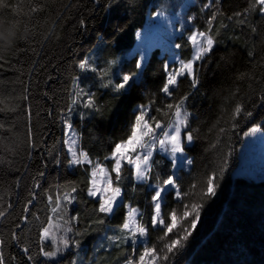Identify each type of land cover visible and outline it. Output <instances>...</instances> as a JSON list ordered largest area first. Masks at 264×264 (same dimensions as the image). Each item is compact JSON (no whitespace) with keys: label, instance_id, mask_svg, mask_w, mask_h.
<instances>
[{"label":"trees","instance_id":"16d2710c","mask_svg":"<svg viewBox=\"0 0 264 264\" xmlns=\"http://www.w3.org/2000/svg\"><path fill=\"white\" fill-rule=\"evenodd\" d=\"M181 1V0H180ZM44 11L33 14L31 20L21 19L15 52H5L0 61V239L5 241L0 251L6 264H70L75 253L83 252L89 264H125L129 256L127 244L113 245L109 250L96 245L112 230H116L127 213L126 205L137 207L147 222L151 214L152 189L146 183L135 182L126 175L123 185V205L109 217L105 224H93L100 218L94 213L97 201L87 196L88 173L85 167L69 168L68 155L63 145V120L75 93L76 77L81 86L96 95L99 111L81 119L79 108L73 127L80 134V146L93 159L103 161L114 141L123 137L140 104L154 99V107H163L169 98L160 92L164 83L165 56L158 48L152 49L137 81L117 93L111 88L100 87L95 73L82 74L78 62L90 55L97 57L101 68L108 61H115L109 73L118 81L117 74L138 72L136 56L125 58L135 43V33L142 29L147 13L159 10L156 0H39ZM207 0H193L186 8L191 17L190 26L176 36L179 59L192 55L187 36L190 31L207 27L206 21L215 8L203 9ZM179 3H174L176 10ZM249 0H221L222 15L213 27L219 28L218 45L200 69V83L191 87L188 78H182L173 99L188 94L186 108L192 115L190 127L196 139L186 148L192 159L188 172L181 171L182 191H191L190 185H202L208 174L218 175L217 194L213 197L192 195L177 200L166 195L164 211L181 209L187 202L202 203L200 220L184 246L171 257L169 264H264V179L253 180L234 176L236 153L244 132L253 124L264 127V16L252 11L247 24L238 18L229 20L234 12L243 11ZM13 14L5 12L0 21H15ZM243 19V17L239 18ZM221 23L227 27H221ZM256 26L258 34L250 28ZM25 27L28 31L25 32ZM252 51L253 57L248 53ZM93 52L92 54H90ZM90 54V55H89ZM122 57L119 63L118 58ZM25 97H27L25 99ZM242 102L247 117L242 113L236 120L231 111ZM154 115H158L153 112ZM79 116V117H78ZM168 123L167 117H159ZM236 123L238 127L232 128ZM220 128L225 132L221 133ZM35 145L29 146V141ZM215 144L216 147H212ZM30 153V155H29ZM59 159L60 163L56 160ZM153 167L154 184L157 174L164 178L171 172V162L161 155ZM225 160L227 163L225 164ZM221 166L224 167L222 175ZM44 175L40 176L39 173ZM39 181V187H34ZM78 185L79 202L69 206L68 215L79 214L74 229L82 233L76 237L80 247L68 249L57 261H47L39 255L40 229L51 215L48 195ZM199 188L197 189V192ZM32 204L25 205L32 199ZM11 205V207H8ZM27 217V221L23 217ZM17 225H19L17 227ZM15 232L18 240H12ZM160 229L151 230L149 245L157 243ZM72 234H70L71 236ZM50 247V245H45ZM29 248L25 254L23 249ZM32 255L34 261L27 259Z\"/></svg>","mask_w":264,"mask_h":264},{"label":"snow or ice","instance_id":"6c2138e0","mask_svg":"<svg viewBox=\"0 0 264 264\" xmlns=\"http://www.w3.org/2000/svg\"><path fill=\"white\" fill-rule=\"evenodd\" d=\"M221 0H207L203 4L204 9L215 8L216 11L207 18V27L204 30L196 29L190 31L188 42L193 48L192 56L185 60L177 58L174 65L169 63L163 65L165 74L164 83L160 88V92L169 98V102H165L163 107H154L156 101L149 100L147 104H140L133 116L132 121L127 127V131L117 141L111 145L108 155L104 156L103 161L93 159L89 152L80 146V134L73 127L70 118H63L65 125V135L68 139L64 141L67 146L69 158L67 163L69 166L85 167L88 173L87 180V196L97 201V207L94 213L100 214V218L92 220L93 224H105L104 217L112 216L116 210L123 205V185L122 182L126 175L137 182L148 183L152 179L153 167L159 161L154 160V155L159 151L165 153L171 162V169L184 166L185 162L188 166L192 165V159L186 158V148L196 139L195 130L190 127L191 113L188 112L185 104L188 100V94L173 99L176 90L179 89L181 79L188 78L191 81V87L197 88L200 83L199 73L202 65L206 63L214 49L219 43V28H214V22L217 21L218 15H222ZM44 11V5L39 0H0V15L5 12L11 13L17 19L9 22L0 21V61H4L5 52H15L17 50L18 41L22 39L18 35V25L21 19L31 20L33 14ZM252 11H258L264 16V0H249V6L243 11L234 12L232 16L227 17L232 20L238 18L239 24H247V16ZM243 17V19H239ZM192 18L189 17V20ZM221 27H227L221 23ZM251 32L258 34V28L251 26ZM28 29L25 27V32ZM139 35V34H138ZM180 44H175V48L179 49ZM249 57H253L254 53L250 51ZM144 56L135 64V68L140 70L143 68ZM108 67L100 68L95 61L89 57L81 59L77 67L81 72L96 73L100 78V87L111 88L119 93L125 90L131 81L137 77L138 73L128 72L122 74L119 82H115L110 78L111 65L115 61L106 62ZM2 66V65H0ZM79 77L75 80L78 82ZM75 92L71 104L67 112L70 114L74 111V106L79 105L83 109L89 110L88 113L81 112V119L91 112L99 111L96 102V95L91 91L79 88ZM27 97H25L26 99ZM264 99V97H261ZM2 102V101H0ZM3 110V109H0ZM155 112L158 115H154ZM251 117L253 113L247 111L242 102L235 103L231 111V119L236 120L241 114ZM159 117H167L168 123L165 124L163 119ZM3 125H0L2 128ZM238 127L236 123L232 124V128ZM221 133L225 132L224 128H220ZM264 132V127L260 124H253L244 136L252 137L258 133ZM29 146L34 148L35 145L29 141ZM212 147H216L215 144ZM30 155V153H29ZM60 163L59 159L56 160ZM3 163V160H0ZM225 164L227 161L225 160ZM224 167L221 166L220 174L222 175ZM43 176L44 173H39ZM218 175L212 172L207 175L202 185L192 183L191 191H182L181 177L176 171H171L164 178L159 174L155 177V183L149 184L152 189L151 194V214L149 220H144V213L137 207L126 205L128 211L123 222L115 230L116 234L109 235L106 239L112 242L116 247L121 244H127L131 248V255L125 260V264H169L171 257L184 246L192 231L197 227L200 220V210L202 203L195 201L183 203L181 209L173 208L167 213L164 211L166 195L172 194L177 200H185L189 196L199 195L200 197H213L217 194ZM39 181L34 187H39ZM199 191L197 192V189ZM78 185L71 184L67 186V190L58 193L53 197L48 195L47 199L51 205V215L47 217L46 224L40 229L39 238L41 244L39 246V255L47 261H57L68 249L79 248L81 241L76 237L82 235L81 232L74 229V225L79 222V214L68 215L69 206L75 202H79ZM32 199H29L25 205V211H28V205L32 204V200L36 198V193H30ZM11 207V205H8ZM5 215V211L0 210V217ZM27 221V217H23ZM62 221V222H61ZM19 225H17L18 227ZM150 229H160L161 234L157 237V243L149 245ZM70 234H72L70 236ZM12 240H18L15 232L12 233ZM5 241L0 239V248L3 247ZM50 245L46 247L45 245ZM140 244L142 250H137ZM25 254L29 253V248L23 249ZM29 261H34L32 255H28ZM0 264H6V259L2 251H0ZM58 264V261H57ZM71 264H77L76 259Z\"/></svg>","mask_w":264,"mask_h":264},{"label":"rangeland","instance_id":"374dc122","mask_svg":"<svg viewBox=\"0 0 264 264\" xmlns=\"http://www.w3.org/2000/svg\"><path fill=\"white\" fill-rule=\"evenodd\" d=\"M156 1H157L156 5L158 6L159 10L154 11L151 14L147 13L145 17V23L142 29H140L135 33V43L132 49L127 53L125 58L128 59L132 56H136L138 61L141 59V55H143L144 56L143 66H144L149 52L154 48H158L160 55H164L166 58L165 63L167 62L170 64V66H173L174 61H176V59L179 58L177 54V48H175L174 39L176 36L181 35L186 27L190 26L189 17H187L186 15V8L188 5L192 4L193 0H181V1L156 0ZM175 2L179 3L180 5L176 6L178 7L176 10L172 11ZM92 53L93 52H91L90 54ZM192 53H193V48H192ZM87 57L93 59L96 65L98 66L97 57H95L94 54ZM121 59L122 57H119L117 63H119ZM141 70L142 69L137 70L138 75L133 79L134 81L138 80ZM88 73H92V72H82V74H88ZM117 76L119 78L117 82H119L122 74L118 73ZM81 79L82 78H80L79 81L76 82L75 92L78 90L77 83L79 85V88H83L81 86ZM79 108L82 107L79 105L74 106V111H72L70 114L68 113V115H66L67 117L65 116L64 118L65 119L70 118L72 120L75 117L77 111H79ZM65 132L66 129L63 123L62 142L69 158L68 149L66 144L64 143V141L68 139V136L65 135ZM157 154L163 156L165 159L170 161V158L165 153L158 151L155 155ZM186 158L188 157L186 156ZM236 162L237 165L233 172L234 176H245L253 180L264 179V132L258 133L256 136H252V137H246L243 135L242 143L239 146L236 153ZM69 168H72V166H69ZM189 169L190 166H188L186 162L184 166H180L178 162V168L176 170L171 169V171H176L177 174L179 175L181 171L188 172ZM146 184L147 187L149 188V184L148 183ZM112 231L113 232H110L109 234L105 235L103 237V240L96 245L97 249L103 247L109 250L114 245L112 242L106 239L107 236L116 234L115 230ZM128 247H129L128 252L130 256L131 248L130 246ZM137 250L138 251L142 250L140 244L137 245ZM73 259H76L77 264H89V260H85L83 258V252L80 253L79 251H77Z\"/></svg>","mask_w":264,"mask_h":264},{"label":"bare ground","instance_id":"6f19581e","mask_svg":"<svg viewBox=\"0 0 264 264\" xmlns=\"http://www.w3.org/2000/svg\"><path fill=\"white\" fill-rule=\"evenodd\" d=\"M90 55V54H89ZM67 115H68V113H67ZM67 117V116H66ZM79 117V116H78ZM74 119V118H73Z\"/></svg>","mask_w":264,"mask_h":264}]
</instances>
